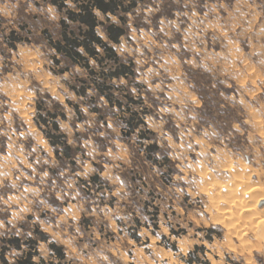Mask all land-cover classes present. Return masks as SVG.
I'll list each match as a JSON object with an SVG mask.
<instances>
[{
	"label": "clouds",
	"instance_id": "1",
	"mask_svg": "<svg viewBox=\"0 0 264 264\" xmlns=\"http://www.w3.org/2000/svg\"><path fill=\"white\" fill-rule=\"evenodd\" d=\"M236 199L264 216V0H0V264H264Z\"/></svg>",
	"mask_w": 264,
	"mask_h": 264
},
{
	"label": "rangeland",
	"instance_id": "2",
	"mask_svg": "<svg viewBox=\"0 0 264 264\" xmlns=\"http://www.w3.org/2000/svg\"><path fill=\"white\" fill-rule=\"evenodd\" d=\"M253 189L256 190V186H253ZM236 200L239 202V199H236ZM236 200H233V201H231L229 203V207L230 208L228 207L227 209L223 210L226 215H233L232 209L234 207L238 208L237 205H236V202H237ZM237 210L234 213V217L235 218L233 220V223L228 225V226H226L225 229H224V232L225 233H230L231 232V240H232V242L235 245H238L240 249H243L247 244L250 243V241H248L246 239V237H248L249 235H252L253 237H255L256 234H255V231H253V229L258 227V226H260V224H262L261 221H262L263 218L259 217V216L256 218L257 215L253 216V217L251 215H249V214H248V216L246 214L242 215V214H240L241 211L239 210V208ZM228 211H230V212H228ZM253 220H255L256 222L255 221L253 222ZM247 221H249L250 223L247 222ZM251 228H253V229H251ZM240 238L241 239L243 238V241H245V242H243ZM244 238H245V240H244ZM196 247L197 248H203V245H198ZM229 251H232L233 253H235L236 250L233 249V248H229ZM206 264H212V262L211 261H207ZM245 264H247V262H245Z\"/></svg>",
	"mask_w": 264,
	"mask_h": 264
},
{
	"label": "bare ground",
	"instance_id": "3",
	"mask_svg": "<svg viewBox=\"0 0 264 264\" xmlns=\"http://www.w3.org/2000/svg\"><path fill=\"white\" fill-rule=\"evenodd\" d=\"M252 191H255L254 189H252ZM237 201V200H236ZM239 205V210L241 211V213L240 214H246L247 216H248V213H254L255 212V208L252 206V205H249V206H247V207H245V201H243V200H239V202L237 201L236 202V205ZM230 208V207H229ZM238 208H236V209H238ZM238 211V210H237ZM228 212H230V211H228ZM245 215V216H246ZM246 216V217H247ZM252 217L254 216V215H251ZM256 216V215H255ZM259 215H257L256 216V218L258 217ZM259 217H262L263 219H262V223H264V216H259ZM251 218V217H250ZM256 220V219H255ZM255 220H253V222L255 221ZM239 221V220H238ZM247 222H249V221H247ZM256 222V221H255ZM259 222V221H258ZM250 223V222H249ZM260 223V222H259ZM241 224V223H240ZM252 224V223H251ZM254 227V226H253ZM259 227V226H258ZM258 227H256V228H251V229H253V231L255 230V229H257ZM238 230V229H237ZM232 231V230H231ZM231 233V232H230ZM235 233V232H234ZM245 233V232H244ZM246 234V233H245ZM253 234V233H252ZM253 238H255V237H253ZM241 239V238H240ZM242 241H243V238L241 239ZM244 240H245V238H244ZM243 242H245V241H243ZM248 242V241H247Z\"/></svg>",
	"mask_w": 264,
	"mask_h": 264
},
{
	"label": "trees",
	"instance_id": "4",
	"mask_svg": "<svg viewBox=\"0 0 264 264\" xmlns=\"http://www.w3.org/2000/svg\"><path fill=\"white\" fill-rule=\"evenodd\" d=\"M102 7H109V6H104V5H101ZM111 7L114 9L115 5H111ZM89 23L91 22L90 20L88 21ZM119 32L118 29H115V28H109V33L113 36V38H115V35ZM88 36L89 37H92L93 39H95V37L92 36V33L89 32L88 33ZM74 43V41H72ZM103 91V88L101 89Z\"/></svg>",
	"mask_w": 264,
	"mask_h": 264
}]
</instances>
